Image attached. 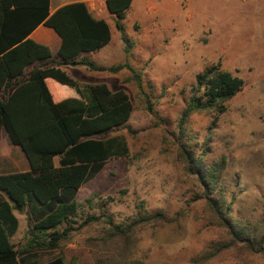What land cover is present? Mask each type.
I'll use <instances>...</instances> for the list:
<instances>
[{
  "label": "rangeland",
  "instance_id": "rangeland-1",
  "mask_svg": "<svg viewBox=\"0 0 264 264\" xmlns=\"http://www.w3.org/2000/svg\"><path fill=\"white\" fill-rule=\"evenodd\" d=\"M147 1L133 0L124 20L133 42L130 54L113 19L111 42L79 57L106 67L128 62L134 72L63 66L82 85L106 83L129 94L134 105L129 121L107 135H124L130 155L108 160L83 184L77 223L56 248H28L27 210H14L20 225L12 241L38 263L62 256L66 264H264V254L242 256L245 261L234 251L212 255L222 235L203 219L198 183L185 176L177 153L183 141L198 153L207 144L208 160L226 156L225 186L228 200H234L233 216L244 222L262 218L264 0H151L145 9ZM217 63L242 77L244 88L224 112L192 114L181 136L179 121L196 76ZM50 86L54 94L70 93ZM5 136L0 132V144ZM23 159L12 149L5 165L9 171L29 168L25 155ZM160 210L163 221L137 225L125 231L126 238L116 234L114 225L126 230L139 216ZM89 216L99 219L85 223Z\"/></svg>",
  "mask_w": 264,
  "mask_h": 264
},
{
  "label": "trees",
  "instance_id": "trees-1",
  "mask_svg": "<svg viewBox=\"0 0 264 264\" xmlns=\"http://www.w3.org/2000/svg\"><path fill=\"white\" fill-rule=\"evenodd\" d=\"M106 3L116 16L115 24L128 55L133 42L126 36L124 20L133 0ZM40 24L52 27L61 36L56 55L48 45L30 37ZM111 40L110 24L96 19L85 2L69 3L51 13L50 0H0V130L4 129L11 142L21 147L30 166L26 171L0 174V264H66L62 256L38 263L31 253L16 248L12 237L20 222L14 210H27L29 214V249L56 248L77 223V194L83 184L94 178L108 160L130 155L124 135H107L129 121L134 111L129 94L123 89L112 90L106 83L82 85L62 67L79 65L111 72L128 68L134 72L128 62L106 67L79 59L81 53L101 50ZM38 61L40 65L26 74V68ZM51 84L68 88L70 93L54 94ZM244 85L242 77L220 63L199 72L180 117V135L192 114L224 112L226 103ZM147 101L152 112V103ZM208 150L204 144L198 153L180 141L177 153L185 176L198 183L203 219L222 235L212 255L234 251L243 261L247 255H263L264 212L256 222L233 216L234 200H228L225 186L227 157L208 160ZM97 219L89 216L85 223ZM164 219L160 210L139 216L126 230L119 225L114 228L116 234L126 238L125 231Z\"/></svg>",
  "mask_w": 264,
  "mask_h": 264
},
{
  "label": "crops",
  "instance_id": "crops-1",
  "mask_svg": "<svg viewBox=\"0 0 264 264\" xmlns=\"http://www.w3.org/2000/svg\"><path fill=\"white\" fill-rule=\"evenodd\" d=\"M174 1L178 2L180 0H174ZM74 2H85L88 5L93 16L96 19H105L110 24L111 30L113 31L112 22H113V19L115 21L116 16H115V14H113L109 11V9L107 7L106 0H50V12L53 13L58 8H60L61 6L69 4V3H74ZM147 4H148V6L145 9H148L149 7H151V5H152L151 0H148ZM128 11H127V13H128ZM30 37L38 43L48 45L51 48L54 55L57 54V52L61 46V43H62L61 36L52 27L47 26L45 24H40L35 30H33V32L30 34ZM40 63H41V61H38V62H35V64L29 65L26 68V74H28L34 67L40 65ZM0 132H1L2 136H3V132L6 133V131L4 129H1ZM1 148H3V149L1 150ZM12 149H15V152L17 153V155L19 156L20 159H23V156L25 155V153L23 152V150L21 149L20 146L14 145L11 142L8 134L6 133L5 139L3 138L2 142L0 144V163L3 164L0 166V174L12 172V171H9V169H7V167L5 165L6 160L11 161ZM23 161H24V159H23ZM24 164L26 165V161L24 162ZM29 169H30V166L27 169L19 170V171H26Z\"/></svg>",
  "mask_w": 264,
  "mask_h": 264
}]
</instances>
